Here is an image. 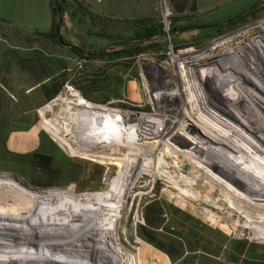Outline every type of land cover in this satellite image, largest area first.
Listing matches in <instances>:
<instances>
[{
	"label": "rangeland",
	"instance_id": "374dc122",
	"mask_svg": "<svg viewBox=\"0 0 264 264\" xmlns=\"http://www.w3.org/2000/svg\"><path fill=\"white\" fill-rule=\"evenodd\" d=\"M16 6L8 5L9 11ZM6 16L22 28L0 23V177H12L30 191L44 193L72 186L76 195H106L122 183V167L73 156L43 128L38 109L58 96L71 99L74 94L87 103L79 111L67 108L75 120L79 112L86 113V121L75 126L96 128L88 125L95 122L89 111L107 106L112 114L103 113L110 115L105 118L109 122L106 132L114 137L123 130L122 136L114 137L120 145L151 151L153 145H143L142 138L153 143L158 139L139 137L135 122L149 118L162 129L158 123L171 115L168 110L176 109L171 96L174 91L180 102L184 97L189 113L183 110L181 122L174 126L166 118L158 138H165L168 127L178 132L179 123L188 115L202 129L195 122L198 111L188 103L183 67L192 64L202 75L205 68L215 70L217 63L231 60L251 80L243 83L256 94L254 101L245 95L244 104L264 115V0H66L59 32L51 29L42 13L31 18L21 11ZM182 52L189 53L186 59H177ZM211 74L207 73L214 77ZM229 78L232 85L217 83L215 87L218 94L235 101L240 92L236 77ZM60 108L61 102L56 101L45 116L51 119L57 114L62 120ZM230 109L238 114L232 106ZM119 113L130 117H116ZM87 136L89 142L94 139L92 132ZM71 139L75 146L82 144L75 135ZM101 144L105 145L95 149L101 154L122 158L127 151L109 138L102 139ZM171 149H153L151 162L134 175L137 178L126 198L118 200L115 216L120 214V219L112 237L116 241L106 242V248L97 244L100 247L94 253L100 258L99 264H129L128 260L132 264H264V212H252L242 204L244 200L225 193L220 194V201L214 191L221 193V189L201 185L199 179L192 188L202 195L207 192L205 188L213 191L208 199L220 201L216 204L220 209L208 213L202 209L204 205L179 197L177 190L168 186L170 176L152 168L161 153L167 155ZM164 168L165 164L161 166ZM2 199L6 206L14 201L21 207L26 205L24 198L10 200L9 191ZM66 213L90 220L96 216L90 209ZM21 221L12 228L11 237H0V264H98L95 257L86 254L85 246L74 251L78 247L71 237L61 244L50 235L42 240L37 235L35 239L33 235L22 238L29 231V223ZM4 231L0 229V233ZM65 236L63 233L62 238Z\"/></svg>",
	"mask_w": 264,
	"mask_h": 264
},
{
	"label": "bare ground",
	"instance_id": "6f19581e",
	"mask_svg": "<svg viewBox=\"0 0 264 264\" xmlns=\"http://www.w3.org/2000/svg\"><path fill=\"white\" fill-rule=\"evenodd\" d=\"M188 54V52H182L177 55L176 58H185ZM189 63H191V61H189ZM208 72L213 73L211 75H214V77H209L207 75ZM222 72H226L227 76L225 77ZM183 74V78L187 84L186 88H188L189 91L188 103L190 104L191 109L198 111L199 120H195V122L197 125L199 123L202 129H199L192 121V117L188 115L184 123H179L180 126L178 132H173L172 129L174 127L171 128L168 127V125L165 132V138H158L160 135L159 130H164L166 127V118H170L174 122V126L175 123L181 122L179 120L182 119L183 110L187 111V102L184 101V97L181 98L180 102L179 98L177 99V96L174 93L175 91L172 89L174 92L171 96H174L175 98L174 107L176 109L174 111L173 109H171V111L168 110L171 115L166 116L165 118L163 116L164 119L162 118L160 123H158L161 124L162 129L157 128L159 125L156 126V124L149 118L142 117L141 121L135 122V128H137V131L140 133L139 137L142 138L143 136H146L147 139L149 137L158 139V142L153 143L142 138L143 145H153L151 151H145L143 150V147V149H141L138 148L139 146L135 147L134 145L127 147L120 145V142L115 140L114 137L117 139V137L119 138L122 136L124 134L123 130L121 134H114V137L106 132V125H108L109 122H105V118L110 115H104L103 113L110 112V114H112V110H109L107 106H95L93 109L94 111H89L91 116L97 118L95 120L93 118V121L95 122L88 124L96 126L94 129L86 128L83 125L75 126V123L86 121L84 119L86 113H83V111L79 112L78 119L76 114L75 120L72 116L73 111L69 112V110L76 111L78 108H85V104L87 103L82 99H77L74 94H72L73 98L71 99L58 96L42 108H39L38 112L41 116L43 128L48 131L53 140L73 156L83 158L89 157V160L99 164H111L122 167L124 169L122 174L123 178L121 180L122 183L119 181L120 183L117 188H115L113 192L111 191L112 193L109 192L106 195L94 194V192L92 195L87 193L76 195L72 186L61 190L49 189L44 193H40L38 191L28 190L27 187L12 177L3 178L2 176L0 177V210L3 206H5V209L3 213L0 212V229H5V231L4 233L1 232L4 236L0 233V235H2L0 237H11L12 228L17 223L19 224V221L26 220L27 223H29V231L26 232V236L22 238H26L27 236L32 237L33 235L35 239V236L37 235L39 239L42 240L46 239L47 235H50L52 238L56 239L54 242L61 244L64 241H70L69 238L71 237L76 241L75 246L78 247L77 249L74 247V251L79 252L84 249L85 246L87 248V250L86 248L84 249L86 254L92 257V259L95 257L94 263L99 264V262H101L99 261L100 258L95 256L94 253V250L96 251L97 249V244L99 243L100 245L101 243L106 248V242L112 243L116 241L114 239L112 240V237L113 234H116L117 228L115 222L120 219V214L115 216L118 200L120 198H126L127 191L135 181L136 176L134 177V175L145 167L146 164L151 162L150 160L154 157L153 149L160 148L162 150V147L172 149L167 155L165 151L164 153H161V159H158L152 168L157 171H162L161 173H163V175L166 174L167 177L170 176L172 180H167L170 182V185L168 186L171 187V189H176L179 197L188 201H195L200 206L204 205L202 209L205 212L210 213L211 210L214 211V209L221 208L216 204L221 201L222 193H225L238 200H244L245 203L242 204L253 210L252 212L255 210L258 213H263L264 115H259L260 113H258V111H252V109L248 107L250 105L246 106L244 104L245 95L251 101H254L253 98L255 97L253 95H256L252 92L250 87H247V85L243 83L245 81L251 82V80L243 75V72L236 64V61L234 62L231 60L217 63L215 70H212L209 67L205 68L204 71L202 70V75L197 68H194L192 67V64H189V67H183ZM223 76L224 78H222ZM229 77H236V89L240 92L235 101H230L226 96L218 94V90H216V87H218L216 86L217 83L223 84L227 87L229 84L232 85V80ZM206 85H208V88ZM254 85L256 87L259 86L256 84ZM259 98L257 97L256 99ZM56 101L61 102L59 113H64L62 115V120L57 118V114L51 119H48L45 116L46 112L51 111ZM231 106L238 112V114L230 109ZM67 108H69V110H67ZM97 112L99 114H97ZM186 113L189 112L187 111ZM123 116L127 119L130 117L129 114L125 113H119L116 115V117ZM189 117H191V119H189ZM90 132L94 134V139L91 142L87 139V133ZM57 133H60V139H56ZM73 135L81 141V145H73L71 139ZM108 138L110 141H117L119 146L123 149H127L124 157H114L108 153L101 154L95 150L99 145H105L101 144L102 139ZM131 138L136 139V135H132ZM242 159L246 162L244 163ZM153 160L155 159L153 158ZM224 162L228 167L224 165ZM163 164H165V168L161 169ZM177 172L180 175H178ZM185 178H187L186 185L183 183ZM116 179L117 178H115V180ZM198 179L200 180L201 185L209 184L211 187L216 186L218 189H221V193L214 191L215 195L220 198L219 202L216 203L215 199H208V196L214 193L213 191H209L205 188L207 192H204L202 195L200 191H195L192 188L195 184L194 181H197ZM175 185H177L176 188ZM5 191H9L10 200H21L24 198L23 200H25L26 205L21 207L19 201H14L13 203L10 200L11 203L9 205H4L2 198ZM259 201H262L263 203L260 202V204L258 203ZM82 209H90L94 211L96 214L95 219H83L82 215L77 216L66 213V211L69 210L78 211ZM54 211L60 212L54 213ZM104 216H106V218H104ZM223 217L224 219L226 218L224 215ZM261 223L264 225V218H262ZM23 226L25 225L23 224ZM83 227H86V229ZM109 230H111V232H109ZM63 233H66L65 239L62 238ZM79 235H82L83 237L80 240L76 239V236ZM53 245L54 244L51 246ZM127 257L128 255L124 257L125 261ZM128 263L132 264L130 260H128ZM133 264H136V262Z\"/></svg>",
	"mask_w": 264,
	"mask_h": 264
},
{
	"label": "crops",
	"instance_id": "0c3cea01",
	"mask_svg": "<svg viewBox=\"0 0 264 264\" xmlns=\"http://www.w3.org/2000/svg\"><path fill=\"white\" fill-rule=\"evenodd\" d=\"M20 3L22 6L19 7ZM17 5L16 7H11V12L8 9V5ZM15 8V9H14ZM52 3L51 0H0V23L7 22L13 24L17 28H22V26L14 24L6 15L12 13L15 14L17 12H22L23 15L30 17L32 15H40L42 13L46 18L49 19V24H52L53 19V11H52ZM35 19V18H34ZM46 20V19H45ZM35 21H38V19ZM31 28L39 29L36 26H32ZM52 29V25H51ZM46 31V30H42Z\"/></svg>",
	"mask_w": 264,
	"mask_h": 264
},
{
	"label": "trees",
	"instance_id": "16d2710c",
	"mask_svg": "<svg viewBox=\"0 0 264 264\" xmlns=\"http://www.w3.org/2000/svg\"><path fill=\"white\" fill-rule=\"evenodd\" d=\"M52 11H53L52 30L55 32H59L60 26L63 22L64 13L66 12V0H58V11H56L54 8L52 9ZM19 250L22 252L28 251L29 253L36 252V251H29L24 249H19ZM39 254L43 255V253H39Z\"/></svg>",
	"mask_w": 264,
	"mask_h": 264
},
{
	"label": "water",
	"instance_id": "95a60500",
	"mask_svg": "<svg viewBox=\"0 0 264 264\" xmlns=\"http://www.w3.org/2000/svg\"><path fill=\"white\" fill-rule=\"evenodd\" d=\"M53 8L58 11V0H51Z\"/></svg>",
	"mask_w": 264,
	"mask_h": 264
}]
</instances>
